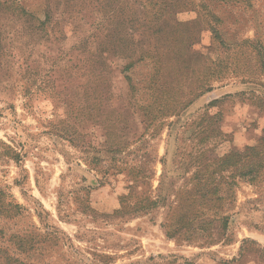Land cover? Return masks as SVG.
Returning <instances> with one entry per match:
<instances>
[{"label":"rangeland","instance_id":"obj_1","mask_svg":"<svg viewBox=\"0 0 264 264\" xmlns=\"http://www.w3.org/2000/svg\"><path fill=\"white\" fill-rule=\"evenodd\" d=\"M0 30V264H264V0H0ZM148 47L211 89L138 141L147 94L124 76L153 63L124 72L116 50ZM109 128L127 165L103 174Z\"/></svg>","mask_w":264,"mask_h":264},{"label":"trees","instance_id":"obj_2","mask_svg":"<svg viewBox=\"0 0 264 264\" xmlns=\"http://www.w3.org/2000/svg\"><path fill=\"white\" fill-rule=\"evenodd\" d=\"M149 4H151V0H148ZM153 6L151 12H153ZM171 6L170 4H163L158 7V9L154 12H160L159 10L165 11L167 7ZM215 21H218L217 18H214ZM213 36L214 41L218 46L222 45V39L219 36L217 29L214 26H210L208 29ZM156 39L155 42L159 43L160 40L170 41L172 44L179 43L182 36L176 34L174 31L170 35H159V31L155 32ZM4 36L0 30V62L4 55H6V51L4 49ZM116 54L118 56L123 57L128 60L127 64L124 66L123 71L127 72L131 68H133L136 64L147 65L145 62L148 60L152 65V70L148 74L146 80H142L143 84L140 88H138L139 81H133L130 75H125L124 79L127 84L128 92L131 97H137L138 92L140 90L145 91L147 96L142 102L134 105L140 111L142 115V123L144 125V131L139 135V139L143 140V138L149 134L153 136L155 132L160 131V126L163 124V119H167L171 116H177L180 111L185 110L188 106H190L196 99H198L202 94L210 91V84H197L196 86H190L189 79L195 75V71L190 66L185 65V60L181 57V60L177 54L175 48H164L162 50L157 47H153L150 49H141L135 50L133 48H119L116 50ZM115 50L113 51V53ZM181 55V54H180ZM183 59V60H182ZM148 97V98H147ZM208 106H212V104H208ZM115 122V121H114ZM116 124H118V120H116ZM159 128V129H158ZM111 130L113 128H109L107 130V134L105 136V142L109 143V137H114L111 135ZM120 132V131H118ZM206 136L203 137V139ZM101 150L96 151V156L91 158L93 164H96L99 171L103 174H108L109 171L114 170L115 172L122 170L121 165H127L124 162L123 152L126 145H121L120 141L111 142L109 145H104ZM96 150V149H95ZM248 153L245 154H237L234 152H229L226 154V157L222 160V164L226 163V165H234L237 160L247 158L254 154L252 157L257 156V149L248 148ZM109 157V158H108ZM148 157V155L146 156ZM248 163L250 159H247ZM135 168H129V170H133ZM126 170V169H125ZM253 172V171H252ZM257 174H229V178L233 179L234 177H242L247 180L254 181L257 177ZM227 177V176H226ZM143 178H138L137 176L129 175L128 176V189L134 191L137 187V184ZM210 179H213V174H207L206 182ZM234 182L231 180L226 183L227 191L232 190V186ZM210 187V184H206L203 187ZM232 195V194H231ZM215 200H219V196L216 194L215 189H207L204 190L200 198H206L210 201V198ZM232 197V196H231ZM226 201H230V194L226 193ZM188 213V212H187ZM230 215L226 212V221L230 219ZM189 218L181 219V223L189 222Z\"/></svg>","mask_w":264,"mask_h":264}]
</instances>
